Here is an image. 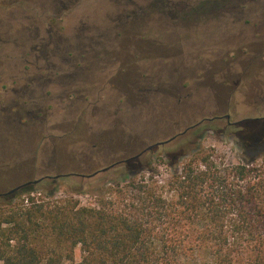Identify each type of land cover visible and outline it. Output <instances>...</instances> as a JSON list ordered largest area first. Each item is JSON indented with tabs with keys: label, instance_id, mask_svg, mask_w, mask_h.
I'll use <instances>...</instances> for the list:
<instances>
[{
	"label": "rangeland",
	"instance_id": "rangeland-1",
	"mask_svg": "<svg viewBox=\"0 0 264 264\" xmlns=\"http://www.w3.org/2000/svg\"><path fill=\"white\" fill-rule=\"evenodd\" d=\"M70 1L57 11L44 0H28L22 20L20 10H12L19 1L0 0V114L21 86L5 78L22 66L20 37H33L41 19L50 17L65 36L98 41L83 54L86 61L78 59V67L89 69L78 71L73 99L58 100L62 93L54 85L20 101L24 108L42 107L40 117L0 116V194L44 177L16 192L55 188L54 198L87 206L104 184L123 182L121 169L159 163L155 178L163 183L171 174L162 163L166 154L189 150L197 139L230 163L244 150L264 151V0H167L168 7L162 2L156 10L145 0ZM201 121L205 127L198 128ZM242 138L249 141L244 150ZM151 145L136 162L102 170ZM94 172L85 179L46 177Z\"/></svg>",
	"mask_w": 264,
	"mask_h": 264
},
{
	"label": "trees",
	"instance_id": "trees-1",
	"mask_svg": "<svg viewBox=\"0 0 264 264\" xmlns=\"http://www.w3.org/2000/svg\"><path fill=\"white\" fill-rule=\"evenodd\" d=\"M165 158L163 183L159 163L121 169L93 205L55 188L0 194V264H264V151L230 163L197 139Z\"/></svg>",
	"mask_w": 264,
	"mask_h": 264
},
{
	"label": "flooded vegetation",
	"instance_id": "flooded-vegetation-1",
	"mask_svg": "<svg viewBox=\"0 0 264 264\" xmlns=\"http://www.w3.org/2000/svg\"><path fill=\"white\" fill-rule=\"evenodd\" d=\"M20 2V6L15 7L12 10H20L22 20H27V15L25 10H27V2L28 0H17ZM46 4H51L56 7V10L65 9L66 4H70V0H44ZM147 8L156 10L158 4L164 3L167 7L170 2L167 0H145ZM215 2V1H213ZM217 4V3H216ZM136 6V4H133ZM135 9V8H134ZM133 10H128L125 14L127 17V21L131 20ZM140 9V8H139ZM132 11V12H131ZM126 12V11H125ZM60 16V15H59ZM50 17L46 16L40 20V24L42 28L36 29V34L32 37L28 34H24L20 37V53H21V63L22 66L13 70L10 68V71L5 78L8 79L13 84H20V88L14 90V96L10 99H6V108L2 111L3 113L0 116L5 118H14V120L22 121V120H31L40 117V112L44 111L42 107H38L37 110L31 106L30 108H24L26 103L20 101H28L31 102L38 95L39 91H44L45 88H49L51 86H59L62 94H57L58 100L66 101L73 99L72 95L77 91V74L78 71L86 72L89 67L88 66H79L77 65L78 59L85 60L86 58L83 54L90 48L92 51L93 44H96L98 41H94V37L86 36L83 41H78L75 34H70L65 36V34L61 33L59 29L53 28L49 24ZM17 18H12V21H15ZM46 20V21H45ZM48 20V21H47ZM37 23V21H36ZM37 27V25H36ZM30 40L35 43L31 46ZM81 44V45H80ZM79 45V46H78ZM84 47V50H80ZM80 56H78V54ZM124 69V68H122ZM82 72V73H83ZM85 74V73H84ZM3 78L0 77V80ZM137 83L138 80H136ZM32 94H37L32 95ZM4 96H8L7 90L4 92ZM1 103V101H0ZM47 105V104H46ZM71 106V103L69 104ZM46 107V106H45ZM71 108V107H70ZM46 112L48 110L46 109ZM72 112V111H70ZM46 115L45 113L43 114ZM154 147V146H153ZM127 161H119L115 164L107 166L105 168H111L115 165L126 163ZM103 170V169H102ZM95 173V172H94ZM75 174V173H66L57 175L59 177H68L77 175L82 179L89 178L95 174ZM56 176V175H54ZM54 176H46L52 177L54 180ZM39 181L44 179V177L38 178ZM38 181V182H39Z\"/></svg>",
	"mask_w": 264,
	"mask_h": 264
},
{
	"label": "water",
	"instance_id": "water-1",
	"mask_svg": "<svg viewBox=\"0 0 264 264\" xmlns=\"http://www.w3.org/2000/svg\"><path fill=\"white\" fill-rule=\"evenodd\" d=\"M199 123H200V122H198V123L192 125V126H191L190 128H188V129H192L193 127H195V126L198 125ZM188 129H186V130H184L183 132H181V134H183L184 132H186ZM174 138H175V136L169 138L168 140H165V141L159 142L158 144H162V143H165V142L171 141V140L174 139ZM154 145H157V144H154ZM154 145L148 146V148H146L145 150H143L141 153H139V154H137V155H135V156H133V157H131V158H129V159H126V160H124V161H128V160H131V159H137V157H139L143 152H145V151L151 149ZM107 169H108V168H103V171H104V170H107ZM96 173H97V172H95L94 174H96ZM57 177H58L57 175L54 176V178H57ZM38 181H39V179H35V180H32V181H27V182H25V183H23V184H21V185L15 187V188H12V189L8 190L7 192L3 193V195L13 194L17 189H19V188H21V187H24V186H26V185H29V184H35V183H37Z\"/></svg>",
	"mask_w": 264,
	"mask_h": 264
},
{
	"label": "built area",
	"instance_id": "built-area-1",
	"mask_svg": "<svg viewBox=\"0 0 264 264\" xmlns=\"http://www.w3.org/2000/svg\"><path fill=\"white\" fill-rule=\"evenodd\" d=\"M159 183H160V181H159Z\"/></svg>",
	"mask_w": 264,
	"mask_h": 264
}]
</instances>
